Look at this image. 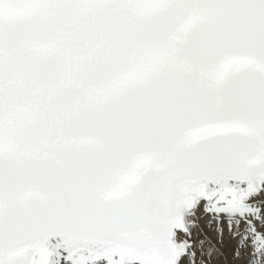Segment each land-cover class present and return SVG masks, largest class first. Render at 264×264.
<instances>
[{
	"label": "snow or ice",
	"instance_id": "snow-or-ice-1",
	"mask_svg": "<svg viewBox=\"0 0 264 264\" xmlns=\"http://www.w3.org/2000/svg\"><path fill=\"white\" fill-rule=\"evenodd\" d=\"M0 264H264V0H0Z\"/></svg>",
	"mask_w": 264,
	"mask_h": 264
},
{
	"label": "bare ground",
	"instance_id": "bare-ground-1",
	"mask_svg": "<svg viewBox=\"0 0 264 264\" xmlns=\"http://www.w3.org/2000/svg\"><path fill=\"white\" fill-rule=\"evenodd\" d=\"M197 216L199 217V227L203 230V233L215 242L218 239L215 220L211 219L210 221V217L208 214L204 213L202 207L197 210ZM222 227L225 246L230 248L234 242L230 241L227 226L223 225Z\"/></svg>",
	"mask_w": 264,
	"mask_h": 264
}]
</instances>
